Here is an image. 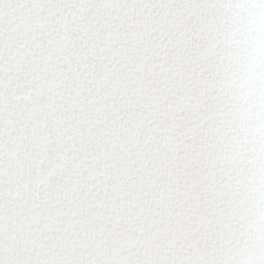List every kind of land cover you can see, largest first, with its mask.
<instances>
[{
	"label": "snow or ice",
	"instance_id": "obj_1",
	"mask_svg": "<svg viewBox=\"0 0 264 264\" xmlns=\"http://www.w3.org/2000/svg\"><path fill=\"white\" fill-rule=\"evenodd\" d=\"M0 264H264V0H0Z\"/></svg>",
	"mask_w": 264,
	"mask_h": 264
}]
</instances>
